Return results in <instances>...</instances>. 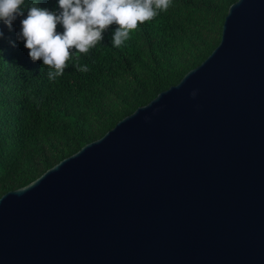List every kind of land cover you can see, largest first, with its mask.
Masks as SVG:
<instances>
[{
  "label": "water",
  "instance_id": "95a60500",
  "mask_svg": "<svg viewBox=\"0 0 264 264\" xmlns=\"http://www.w3.org/2000/svg\"><path fill=\"white\" fill-rule=\"evenodd\" d=\"M0 264H264V0H236L178 83L2 194Z\"/></svg>",
  "mask_w": 264,
  "mask_h": 264
},
{
  "label": "trees",
  "instance_id": "16d2710c",
  "mask_svg": "<svg viewBox=\"0 0 264 264\" xmlns=\"http://www.w3.org/2000/svg\"><path fill=\"white\" fill-rule=\"evenodd\" d=\"M236 0H171L170 7L138 25L120 47L101 44L56 81L41 61H31L13 30L0 24V196L23 187L117 121L179 82L217 46L229 6ZM37 0H25V4ZM55 7V0H40ZM57 30L59 25H57Z\"/></svg>",
  "mask_w": 264,
  "mask_h": 264
},
{
  "label": "clouds",
  "instance_id": "9594fccd",
  "mask_svg": "<svg viewBox=\"0 0 264 264\" xmlns=\"http://www.w3.org/2000/svg\"><path fill=\"white\" fill-rule=\"evenodd\" d=\"M171 0H55V7L48 8L25 0H0V24L13 30L19 19L16 40H9L12 47L22 42L31 61H41L48 69L49 81H56L69 67L87 72L88 65L78 63L79 54H87L101 44L110 25V43L120 48L138 25L153 20L170 7ZM57 25L59 29L57 30ZM4 32L0 30V39ZM194 97L196 90L191 92Z\"/></svg>",
  "mask_w": 264,
  "mask_h": 264
}]
</instances>
